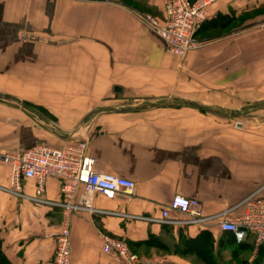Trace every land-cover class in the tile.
Listing matches in <instances>:
<instances>
[{
    "label": "crops",
    "instance_id": "obj_1",
    "mask_svg": "<svg viewBox=\"0 0 264 264\" xmlns=\"http://www.w3.org/2000/svg\"><path fill=\"white\" fill-rule=\"evenodd\" d=\"M141 13L163 17L162 0H0V150L85 139L97 170L135 181L132 193L112 198L95 193L97 211L70 214L71 264H122L103 250L106 235L124 239L139 254L160 256L164 264H210L208 257L218 260L229 252L233 257L234 243L228 240L233 233L217 225L145 217L160 218L175 195L197 198L205 215L254 192L264 196V121L252 117L254 123L241 127L240 134L227 127V137L220 138L219 116L225 115L213 100L169 91L172 78H181L171 75L180 57L166 50ZM232 13L242 15L246 33L220 47L227 53L242 51L247 58L217 65V74L242 76L246 90L229 99L241 98L245 110L260 111L264 59L251 60L248 54L264 52V0H222L213 5L206 24ZM31 34L47 41L31 39ZM188 58L201 70L215 63L202 49ZM203 73L181 80L209 87L218 100V83L208 86L210 76ZM27 84L47 85L40 90L53 101L54 118L28 108ZM114 93L156 101L119 108L106 103ZM163 99H186L207 109L184 102L182 108H171L157 102ZM28 111L35 115L29 123ZM9 173L10 167L0 164V264H48L65 216L56 204L60 181L50 177L45 192L37 195L36 181L26 179L23 196L4 189L10 186ZM203 242L211 244L210 250ZM246 243L253 246L244 250L260 248L253 238Z\"/></svg>",
    "mask_w": 264,
    "mask_h": 264
},
{
    "label": "built area",
    "instance_id": "obj_2",
    "mask_svg": "<svg viewBox=\"0 0 264 264\" xmlns=\"http://www.w3.org/2000/svg\"><path fill=\"white\" fill-rule=\"evenodd\" d=\"M222 0H162L164 15H142L143 22L163 40L166 50L178 57H185L200 43L197 31L210 19L211 8ZM85 139H74L61 146L37 142L14 151L0 150V164L10 167L9 187L12 194L26 196L22 191L23 181L34 179L36 193L46 190L50 177L60 181L61 199L56 204L64 213L61 228L56 234L55 251L48 264H71V220L74 211L86 209L97 211L93 206L95 193L112 198L118 192L132 193L135 181L95 168V159L88 152ZM33 199L39 200L36 197ZM240 207L241 211L236 209ZM178 225H217L231 232L241 243L252 236L256 247L264 243V196L258 192L247 195L238 204L219 212L205 215L200 200L195 197L175 195L162 210L160 218L145 217ZM103 250L118 258L122 264H164L157 255H143L131 249L122 238L106 235Z\"/></svg>",
    "mask_w": 264,
    "mask_h": 264
},
{
    "label": "rangeland",
    "instance_id": "obj_3",
    "mask_svg": "<svg viewBox=\"0 0 264 264\" xmlns=\"http://www.w3.org/2000/svg\"><path fill=\"white\" fill-rule=\"evenodd\" d=\"M141 14L143 15V13ZM236 18H239L240 20H236ZM244 24L245 23L243 21L242 15L240 17H237L235 13L226 15L225 17L218 19L214 24L205 23L199 29L197 34L200 37L198 38L200 45L197 48L190 50L185 57H180L181 61L179 62V64L171 69L172 77H181L180 79H177L176 82L172 78V83L169 89L172 95L176 93H186L188 95L190 94L191 96L199 97L207 101L213 100V103L216 105L215 107H217L218 110L223 113V115H225L222 117L219 116L220 138L224 139L227 137V127L230 128V131L234 130L236 135L240 134L241 127L249 126L250 124L254 123L251 120L252 117L262 119L264 118V109L260 111H249L248 109L245 110V108L241 107L240 105L242 104L243 99L238 97H231V99H229V95L238 96L237 94L241 93V91L243 90H246V88L243 87L242 84V82L244 81V79L241 78L242 76H239L237 73L235 75H232L236 79L231 78L233 82L227 88L226 81L229 77L232 76H226V73L224 75L217 74V71L220 70L216 67L217 65L226 66L227 61L231 60L237 63L247 58L243 56L244 54L242 51H232L227 53L226 49H222L220 47V44L222 43H232L234 40L242 39L243 34L246 33L243 30L245 28ZM218 46L219 48H217ZM201 49L209 61L213 60L215 62L214 65H210L208 68H202V70L200 68L192 67V65H189L188 58L190 53ZM248 55H250L249 59L251 60L264 59V52H250ZM248 70L250 71V69ZM202 71L205 72L203 73L204 76H210L208 78V86H210V82L218 83L216 87V91L218 90V100H216V96L214 97L211 95L209 87H206V89L197 88L195 87V85H192V83H185L183 80H181L182 77H187L190 79L192 77L199 78L201 77L200 72ZM45 86L47 85L27 84L28 94L27 99L24 102H26L28 108L36 111L37 113H42L46 117L54 118L52 117V109L55 110L56 107L54 106L53 101L44 98V94H42V90H40L41 87ZM48 86L53 87V85ZM233 89H235L236 91L232 92ZM155 101V98L141 99V97H135L134 95L122 96L114 93L110 96L109 99H107L106 103L108 105L116 106L119 108H139L148 104H152ZM99 102L101 101H97L96 103ZM157 102L170 104L168 107L171 108L184 107L182 101L180 102L172 99H163ZM100 104L102 103H99L98 105ZM233 104L237 106L240 105V108L238 107V109H236L231 107ZM34 116V113L28 111V123L30 119H34ZM237 127H239V129ZM234 247V251L232 250L234 252V256L231 257V252H229V257H227L226 254L224 256L223 253L219 255L218 264H264V252L260 253L259 249L254 248V250H244L237 246Z\"/></svg>",
    "mask_w": 264,
    "mask_h": 264
},
{
    "label": "trees",
    "instance_id": "obj_4",
    "mask_svg": "<svg viewBox=\"0 0 264 264\" xmlns=\"http://www.w3.org/2000/svg\"><path fill=\"white\" fill-rule=\"evenodd\" d=\"M198 31H197V33H198ZM250 238H253V237L252 236H248L245 241L239 243V242L236 241L235 236L234 235H231L228 240L232 241L234 243V246H237V247H240V248H251L253 245L251 243H246V241L248 239H250ZM203 244L205 245L204 247H207L210 250L211 244L209 242L208 243L207 242H203ZM131 249L134 250L132 247H131ZM259 251H260V253H263L264 252V243L260 246ZM208 258H209L208 259V262L210 264H218V260H217V258H215L214 255H212V258L211 257H208Z\"/></svg>",
    "mask_w": 264,
    "mask_h": 264
},
{
    "label": "water",
    "instance_id": "obj_5",
    "mask_svg": "<svg viewBox=\"0 0 264 264\" xmlns=\"http://www.w3.org/2000/svg\"><path fill=\"white\" fill-rule=\"evenodd\" d=\"M24 36H27V35H24ZM29 37H30L31 39H37V40L47 41L46 38L41 37V36H38V35H35V34H31V35H29ZM7 97H8V96H7ZM9 98H10V99H13V98H11V97H9ZM15 101H17V100H15ZM177 101H179V99H177ZM181 101L184 102V103H186V104H189V105H192V106L198 107V108L207 109V107L203 106V105L200 104V103L194 102V101H190V100H186V99H183V100H181ZM17 102H18V101H17ZM255 119L258 120V121H261V122L264 121V119H262V118H256V117H255Z\"/></svg>",
    "mask_w": 264,
    "mask_h": 264
}]
</instances>
